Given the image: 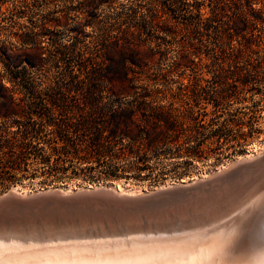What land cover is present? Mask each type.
I'll return each instance as SVG.
<instances>
[{
	"label": "rangeland",
	"instance_id": "374dc122",
	"mask_svg": "<svg viewBox=\"0 0 264 264\" xmlns=\"http://www.w3.org/2000/svg\"><path fill=\"white\" fill-rule=\"evenodd\" d=\"M81 1L0 0V93L5 89L14 91L25 103L39 95L44 97L46 83L60 85L68 80L67 73H81L78 67L87 64L83 61L93 49L96 38L116 35L121 28L134 31L130 41L143 51V62L133 73H136L135 86L138 90L143 87V100L152 106L163 105L166 103L162 99L164 86L176 90L181 83L191 81L201 88L198 90L200 98L217 101L216 106L202 100L195 102L196 126L192 138L182 137L179 142L183 147L179 152L182 155H187L186 148L190 151H194V147L201 148L194 152V158H187L172 156L167 148L155 146L141 159L129 155L97 167L69 166L62 162L54 165L53 161L42 165L30 159L26 171L17 174L0 164V197L12 191L38 194L91 188L149 195L164 186H184L218 174L240 157L261 155L264 150V24L243 32L247 38L252 35L253 50L245 51L237 62L225 64L226 73H217L218 49L209 38H204L205 43L197 54L190 55L198 64L177 65L180 54L187 49L184 47L186 37L180 30L171 32L151 26L149 13L158 7L155 0H110L100 7L92 27L80 28L78 22L85 15L79 5ZM158 1L168 11L172 23H190L191 19L185 20V14L193 0ZM261 2L256 0L252 7L257 9ZM208 5L209 1L204 0L203 14H207ZM78 29H83L84 34L78 37L76 45H71ZM238 41L242 39L237 36L232 46L237 47ZM34 47L41 48L43 53L41 66L14 68L4 57L9 53H28ZM92 65L88 61V66ZM59 89L57 85L54 87L55 97H80ZM223 91L225 97L219 100ZM94 96L107 107L114 105L115 97L108 84H103ZM178 96L176 106L182 104L183 97ZM128 100L125 98L122 103ZM128 144L125 141L124 146ZM85 166L95 168L81 171ZM62 167L66 170H60ZM135 167L142 170L138 172Z\"/></svg>",
	"mask_w": 264,
	"mask_h": 264
},
{
	"label": "trees",
	"instance_id": "16d2710c",
	"mask_svg": "<svg viewBox=\"0 0 264 264\" xmlns=\"http://www.w3.org/2000/svg\"><path fill=\"white\" fill-rule=\"evenodd\" d=\"M109 1L79 2L85 13L78 22L80 28L85 25L92 27L98 10ZM155 1L158 7L149 13L151 26L171 32L180 30L186 37L184 47L187 49L180 54L178 66L198 64L190 55L197 54L198 48L205 43L204 38H209L218 49L216 71L226 73L225 64L237 62L245 51L253 50L252 35L247 38L245 33L264 24V0L257 9L252 7L256 0H208L207 14L201 12L204 0H193L185 14V20L191 19L188 24L186 21L172 23L168 11L158 0ZM75 33L74 44L71 45H76L84 31L78 29ZM133 35L134 31L121 28L116 35L96 38L93 49L83 61L87 64L78 67L81 73H67L68 80L60 85L46 83L44 97L39 95L25 103L20 94L2 90L0 164L14 174L26 171L30 159L42 165L53 161L54 165L62 162L69 166L97 167L129 155L139 159L155 146L167 148L172 156L194 158V152L201 147L192 148L194 151L186 148L187 155L179 153L183 150L180 139H191L196 126L194 104L202 100L216 106L217 101L200 98L198 90L201 88L191 81L181 83L176 90L164 86L162 99L166 103L163 105L152 106L143 100V87L138 90L135 86L136 73H133L143 62V51L130 41ZM237 36L242 42L238 41V46L233 47L232 41ZM227 49L230 52L227 53ZM42 54L41 48L34 47L28 53L3 55L14 68L26 69L41 66L44 61ZM88 61L93 64L91 67ZM103 84L110 86V93L115 97L111 107L94 96ZM56 85L60 91L79 94L80 97H55ZM224 93L219 94V100L225 97ZM179 94L183 97H180L182 104L176 106ZM125 98L129 99L128 102L122 103ZM125 141L129 143L126 146ZM94 168L85 166L80 170ZM135 168L138 172L142 170L141 167ZM60 170L66 169L62 167Z\"/></svg>",
	"mask_w": 264,
	"mask_h": 264
},
{
	"label": "bare ground",
	"instance_id": "6f19581e",
	"mask_svg": "<svg viewBox=\"0 0 264 264\" xmlns=\"http://www.w3.org/2000/svg\"><path fill=\"white\" fill-rule=\"evenodd\" d=\"M235 166L242 167L231 172ZM222 173L183 193L149 197L91 188L132 199L49 201L0 213V264H261L264 150Z\"/></svg>",
	"mask_w": 264,
	"mask_h": 264
},
{
	"label": "water",
	"instance_id": "95a60500",
	"mask_svg": "<svg viewBox=\"0 0 264 264\" xmlns=\"http://www.w3.org/2000/svg\"><path fill=\"white\" fill-rule=\"evenodd\" d=\"M242 167V166H240ZM239 166H235L232 171H235L240 168ZM227 173L222 174H215L210 179L205 181H199L194 184H190L188 186H177L173 187L171 189L162 190V191H156L152 192L149 197L154 196H160L165 193L170 192H186L195 188L203 187L207 184H210L213 181H216L220 178H223ZM98 196H109L111 198L115 199H132L130 197H124V196H117L111 191L106 190H99V191H83V192H75L72 195H63L62 193L58 191H47L44 193H38L30 196H18L11 193H7L0 197V213L4 212H11L15 210L16 208H20L23 206H27L29 204H40L45 202H52V201H79V200H87L91 198H99ZM147 197V196H146ZM41 205V204H40ZM32 207V206H30Z\"/></svg>",
	"mask_w": 264,
	"mask_h": 264
},
{
	"label": "snow or ice",
	"instance_id": "6c2138e0",
	"mask_svg": "<svg viewBox=\"0 0 264 264\" xmlns=\"http://www.w3.org/2000/svg\"><path fill=\"white\" fill-rule=\"evenodd\" d=\"M261 264H264V261H262Z\"/></svg>",
	"mask_w": 264,
	"mask_h": 264
}]
</instances>
